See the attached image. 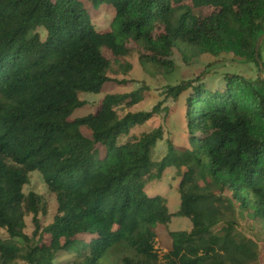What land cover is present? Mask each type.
I'll return each mask as SVG.
<instances>
[{
	"label": "trees",
	"instance_id": "16d2710c",
	"mask_svg": "<svg viewBox=\"0 0 264 264\" xmlns=\"http://www.w3.org/2000/svg\"><path fill=\"white\" fill-rule=\"evenodd\" d=\"M88 1L114 8L117 34L98 32L82 0H0V229L8 235L0 238V263L52 264L66 252L76 253L79 264H257V244L239 237L229 219L232 204L223 207L199 185L198 174L207 173L243 210L264 218V78L227 74L217 87L201 78L168 86L165 99L187 92L192 149L179 151L168 141L154 175L163 129L119 139L160 113L162 102L120 117L118 109L136 105L140 94H109L95 113L70 116L86 104L80 93L127 83L109 76L111 63L102 52L125 57L127 41L141 49L139 63L151 76L174 69V49L189 58L232 54L258 66L254 48L264 33V0ZM202 7L214 11L192 13ZM169 168H185L175 213L165 198L145 192L147 182ZM34 171L57 204L45 227L43 197L23 192ZM29 215L31 236L24 232ZM173 217L189 219L191 229L170 232L171 246L160 255L155 228ZM81 235L93 238L85 243Z\"/></svg>",
	"mask_w": 264,
	"mask_h": 264
},
{
	"label": "rangeland",
	"instance_id": "374dc122",
	"mask_svg": "<svg viewBox=\"0 0 264 264\" xmlns=\"http://www.w3.org/2000/svg\"><path fill=\"white\" fill-rule=\"evenodd\" d=\"M88 9L93 25L100 33L119 32L118 24L113 23L115 10L111 5L102 4L94 6L88 0H82ZM190 5V2H186ZM214 11L212 7H202L192 9V13L196 16L207 17ZM161 29V28H160ZM129 48V54L125 57L114 58L106 49L102 52L110 61L109 76L116 80H126V84H105L101 91L97 94L80 93L79 97L86 104L76 109L70 116V119H77L89 114L95 113L100 101L109 94H126L137 92L140 94L139 101L136 105L130 108H119L118 115L124 116L127 112L150 111L159 102H162L161 111L144 125L136 126L130 130L128 136H123L119 139L120 143L134 141L142 133L149 132L155 128L161 127L164 131V136L155 147L153 161L155 166L152 168V175L155 174L157 164L163 159L167 153V144L170 141L174 148L179 151L191 150L192 146L189 142V133L186 122V98L187 92L183 93L177 100L171 98L165 99L166 89L168 86H175L182 82L195 81L201 78L203 83L209 88L221 86L224 76L227 74H237L247 80L256 81L259 77V65L256 66L253 62H245L232 54H221L212 56L210 54H202L196 57H183L178 49H174L171 60L174 62V69L169 73L158 75L147 74L139 63L141 49L133 42L125 43ZM262 57V65L264 64V43L259 48ZM264 67V66H263ZM264 78V70L261 78ZM166 108L167 111H163ZM81 132L86 136H91L90 130L83 126ZM199 171V170H198ZM185 168L178 171L176 168H169L164 171L160 180H149L145 187V192L150 195H160L167 201V207L170 213H175L180 209V195L178 186L182 179V174ZM199 185L204 188L208 186L209 191L220 197V202L223 207L226 205L233 206L230 211L229 219L235 224V233L239 237H244L253 241L258 246L260 259L257 264H264V218L258 217L255 210H243L236 199H232L231 193L221 191L219 185L214 183L207 173L199 172ZM207 188V189H208ZM24 194L33 192L43 197L47 212L45 215L40 214L39 220L42 227L52 223L53 217L56 214L57 204L55 195L51 193L41 174L34 171L29 175V183L23 188ZM24 232L31 236L33 231L32 216H26ZM222 224L213 228L217 232ZM191 222L187 218L173 217L171 222L164 225H157L155 230L157 233L156 249L160 255L167 253L171 246L170 232L189 231ZM0 238L8 240V235L5 230L0 229ZM93 237L87 235L78 236L77 239L84 240L85 243L90 242ZM49 236H45L44 242L48 244ZM81 259L76 253L60 252L52 264H79ZM1 264V263H0ZM10 264H27L25 261L16 260Z\"/></svg>",
	"mask_w": 264,
	"mask_h": 264
},
{
	"label": "water",
	"instance_id": "95a60500",
	"mask_svg": "<svg viewBox=\"0 0 264 264\" xmlns=\"http://www.w3.org/2000/svg\"><path fill=\"white\" fill-rule=\"evenodd\" d=\"M264 40V33H262L256 40V43H255V48H254V57H255V61L257 62V64L259 65V69H260V72H259V77L261 78V75H262V72L264 70V67L262 65V61L259 57V48H260V44L261 42Z\"/></svg>",
	"mask_w": 264,
	"mask_h": 264
}]
</instances>
